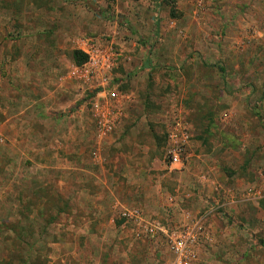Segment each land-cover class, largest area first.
<instances>
[{
	"label": "rangeland",
	"instance_id": "1",
	"mask_svg": "<svg viewBox=\"0 0 264 264\" xmlns=\"http://www.w3.org/2000/svg\"><path fill=\"white\" fill-rule=\"evenodd\" d=\"M32 37L60 59H30ZM91 41L118 55L103 82L72 74ZM131 208L171 232L210 211L197 264H264V0H0V264H169Z\"/></svg>",
	"mask_w": 264,
	"mask_h": 264
},
{
	"label": "built area",
	"instance_id": "2",
	"mask_svg": "<svg viewBox=\"0 0 264 264\" xmlns=\"http://www.w3.org/2000/svg\"><path fill=\"white\" fill-rule=\"evenodd\" d=\"M80 51L87 61L80 67H73V76L77 80L84 79L85 82L93 79L101 82L105 81L107 74L113 70L118 57L112 43L104 44L91 41L83 44ZM105 101L107 102L100 106L98 104L93 106L95 126L100 135L111 133L115 127L113 120L114 107L111 102ZM188 145L187 128L182 122H175L166 134L165 158L171 169L179 170L181 168V161ZM201 179L205 181V177ZM210 213V211L207 212L198 219L193 220L189 225L181 226L180 231L173 230L172 232L159 228L155 223L145 220L139 209H125L121 212V217L125 223L135 226L136 232L134 233L136 237L144 233L147 238L154 240L158 233H161L172 256V261L169 264H197L196 245L199 238H206V235L204 236L202 233V226Z\"/></svg>",
	"mask_w": 264,
	"mask_h": 264
},
{
	"label": "crops",
	"instance_id": "3",
	"mask_svg": "<svg viewBox=\"0 0 264 264\" xmlns=\"http://www.w3.org/2000/svg\"><path fill=\"white\" fill-rule=\"evenodd\" d=\"M30 7H32L34 10H35V12L36 13H38V12H40V14H42L43 13V10H42V8H39L37 5H33V4H31L30 5ZM31 14V13H30ZM154 20V19H153ZM151 23H152V21H151ZM25 25V29L27 30L28 29V31L29 30H32L33 28H38V29H40V30H42L43 31V25H37L36 24V21H34L33 23H32V21L30 20L29 22H28V24L26 25V24H24ZM150 25V22L148 23V26ZM30 26V27H29ZM140 28L141 27H138V29L140 30ZM148 29H149V27H147ZM37 29V30H38ZM25 38V37H24ZM24 38H21L22 40L24 39ZM29 41V40H28ZM28 46H31L30 48H29V54H27L28 55V57L30 58V59H33V60H36V59H38V60H40V59H42V60H45V61H50V58H52V60H54V59H60L59 57H58V54L57 53H55V52H51V41L50 40H48L47 38H45V37H39V38H37V37H32V39H31V41H29V43L27 44ZM82 45H83V43H82ZM37 47V46H40V48H39V50L40 51H37V50H33V47ZM140 51V50H139ZM141 52V51H140ZM143 52V51H142ZM141 58V57H140ZM56 61V60H55ZM55 68H56V66H52L49 70H48V72H46V73H52V72H55ZM237 201H241V202H247L245 199H242V198H238V200ZM234 203H236L237 204V202H234ZM220 235V236H219ZM215 242L216 243H218V245H220V243L221 242H223L222 240H220L221 238V233L220 232H218L217 233V235H215ZM216 246V248H214V250H217L218 248H219V246ZM204 254H202L201 253V250L199 251V258H201L202 259V256H203ZM202 261V260H201Z\"/></svg>",
	"mask_w": 264,
	"mask_h": 264
},
{
	"label": "trees",
	"instance_id": "4",
	"mask_svg": "<svg viewBox=\"0 0 264 264\" xmlns=\"http://www.w3.org/2000/svg\"><path fill=\"white\" fill-rule=\"evenodd\" d=\"M74 55H76V57H75V63L78 65V64H83L84 62H85V60H86V57L85 56H83V55H81L80 53H78V52H75V54ZM81 55V56H80ZM80 56V57H79ZM78 57H79V60H78ZM83 57V58H82Z\"/></svg>",
	"mask_w": 264,
	"mask_h": 264
}]
</instances>
